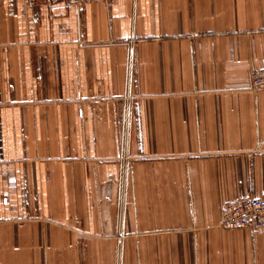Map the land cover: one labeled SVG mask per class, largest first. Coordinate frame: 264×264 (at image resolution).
Here are the masks:
<instances>
[{
    "label": "crops",
    "instance_id": "0c3cea01",
    "mask_svg": "<svg viewBox=\"0 0 264 264\" xmlns=\"http://www.w3.org/2000/svg\"><path fill=\"white\" fill-rule=\"evenodd\" d=\"M254 69L264 0H0V264H264Z\"/></svg>",
    "mask_w": 264,
    "mask_h": 264
},
{
    "label": "built area",
    "instance_id": "2783aa9c",
    "mask_svg": "<svg viewBox=\"0 0 264 264\" xmlns=\"http://www.w3.org/2000/svg\"><path fill=\"white\" fill-rule=\"evenodd\" d=\"M57 1V0H48ZM80 5L83 0H66ZM250 90H264V69H254L249 77ZM221 225L226 229H248L252 233L264 231V193H248L226 202L221 208Z\"/></svg>",
    "mask_w": 264,
    "mask_h": 264
}]
</instances>
